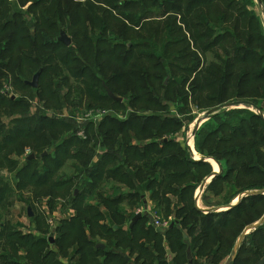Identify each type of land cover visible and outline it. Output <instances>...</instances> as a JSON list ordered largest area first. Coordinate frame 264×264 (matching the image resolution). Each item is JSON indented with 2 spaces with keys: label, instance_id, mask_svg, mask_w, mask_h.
<instances>
[{
  "label": "trees",
  "instance_id": "obj_1",
  "mask_svg": "<svg viewBox=\"0 0 264 264\" xmlns=\"http://www.w3.org/2000/svg\"><path fill=\"white\" fill-rule=\"evenodd\" d=\"M251 6L253 0H0V89L12 74L18 92L31 91L33 98L46 101L49 110H63L68 103L90 110L125 113L131 109L123 119L106 116L98 133L92 121L80 126L68 117L28 113L24 119H15L12 123L19 126L11 129L0 115L1 169L10 166L11 155L31 149L48 164L44 173L35 171L32 175L39 188L49 186L53 196L60 189L67 192L65 186L76 185L69 196L74 214L60 221L57 249L47 248L43 236L15 240V234L1 229L0 264H64L59 260L64 258L71 264H170L164 256V241L173 250L174 264H179L177 260H184V250L189 247L201 257L216 258L224 247L233 244L231 235L240 215L230 220L234 214L230 210L224 219H220L223 215L205 213L207 217L201 218L202 212L194 203L197 189L212 175L210 163L192 160V154L180 144L183 122L147 112L167 109L163 101L174 96L180 110L184 108L181 104L191 99L200 108L248 101L264 111V34ZM153 16L162 20L154 22L149 19ZM62 32L71 39L69 46L60 41ZM199 56L220 62L195 72L190 86L197 95L194 91L191 96H183L172 90L178 84L182 89V84L189 82L184 75L171 77L167 86L161 83L169 70L173 75L179 73L178 69L193 72L177 63H194L200 61ZM39 72L38 87L28 86L29 77ZM106 88L123 101L111 99ZM0 102L12 114L28 109V102L11 97L0 95ZM226 114V128L244 114L264 130V119L251 111ZM219 115L212 116L208 123L221 119ZM250 127L241 136L242 142L251 138L250 144L240 142L237 146L250 148L242 158L250 155L254 163L251 168L264 175L259 166L264 148L258 162L257 127ZM82 130L85 138L78 135ZM236 130L244 132L243 127ZM217 134L212 130L202 142L197 141L196 148L203 157L219 163L226 158L229 163L237 147L228 149L231 140L213 141ZM218 145L223 146L221 157L213 152ZM48 147H53V153L41 156ZM33 163L35 160L29 162ZM233 172L229 168L224 177H214L208 186L209 195L222 199L212 206L223 207L238 196L226 183ZM3 181L0 228L11 194V186ZM190 194L194 199L188 200ZM210 200L206 198L204 204L210 206ZM126 201L131 206L130 214L124 213ZM148 202L155 204L152 211L159 217L172 210H163L162 205L178 202L174 226L166 232L156 231L149 218L143 217L136 226L125 229ZM107 221L113 225L107 226ZM261 230L251 236L257 237ZM259 237L257 243H262L264 237ZM213 243L220 250L208 251ZM68 244L73 248L72 255L66 250ZM150 247L160 250L151 252ZM12 251L17 257L23 253V257L17 259ZM250 251L264 257V245ZM58 255L59 259H54ZM234 264L242 263L237 259Z\"/></svg>",
  "mask_w": 264,
  "mask_h": 264
},
{
  "label": "rangeland",
  "instance_id": "obj_2",
  "mask_svg": "<svg viewBox=\"0 0 264 264\" xmlns=\"http://www.w3.org/2000/svg\"><path fill=\"white\" fill-rule=\"evenodd\" d=\"M28 6L29 5H27L23 9H27ZM251 10L256 14L258 21H259V27L261 29V32L264 34V2L253 0V6H251ZM149 19L154 22H158L162 20V19L156 18L155 16L150 17ZM133 30L135 32H138V29L134 27H133ZM15 53L17 54L18 52H15ZM199 59L200 61H195L194 63H189L187 61H183L182 63L180 62L177 63L179 67L185 68L186 66H188L190 69H194V70L193 72L188 73V72L179 71L178 69L177 72L179 73H176L175 75L171 74L173 70H169V73H167V76L164 77V80L161 81V83H164V85L167 86L170 82L171 77L175 78V76H178L180 78L182 75H184L186 78H190L189 82L186 83L185 85L182 84V89L179 88V84H178L174 86L172 90L176 91V93H181L179 95L184 96L188 94L191 96L192 93L195 91V89H192L190 86V84L192 83V81L194 80L196 76L195 72L202 70V69H206L207 67H210V65H218V63L220 62L212 58H202L201 56H199ZM16 63L17 61L14 62L13 64L14 67ZM24 68H27V67L25 66ZM216 75L219 76L218 73H216ZM33 78L34 77L32 76L29 77V82H31ZM4 81H5L4 82L5 85L3 86V88L1 87L0 89V95L2 97L8 98L12 96L13 97L12 100L25 101L26 103L28 102L27 104L28 109L26 110V113H15V114H12L11 111L7 110L6 106H2L1 105L2 102H0L1 121H3L5 125L11 129H13L14 127L16 128V126H19V125L15 126V124H13L12 122H14L15 119L16 120L24 119L27 113L29 115H41V114H47L49 116L64 115V116L69 117L70 119H72L73 117V119L75 118L76 122L81 121V120L83 121L82 124H80V126L87 123L89 121L87 116L91 115V117L93 116L97 117V119L92 122L94 123L93 128L95 129V132L98 133L99 124L103 121V119L106 116L113 115L114 117H119L120 119H123V118H126L128 113L131 112V109L123 113V112L114 111V110H105V111L96 110L95 108H93L94 110H90L86 107L75 108L73 105H71V103H70L71 106L68 103L66 107L63 108V110H53L54 108L49 110L47 109L48 108L47 105L45 106L46 101L41 102L39 101V98L38 99L33 98L34 96H31V93H32L31 91L26 90L23 92H18L16 87L14 86L15 79H13L12 74L9 75L8 82H6V80ZM195 95H197L196 91H195ZM230 102H235V101H230ZM230 102H227V103H230ZM163 103L168 105L167 109L149 111L147 112V114L155 113L162 117L163 116L174 117V119L183 122L184 126L181 128L180 139L178 137L177 138L181 141L182 146L185 149V151H188L189 153L192 154L188 145L191 146L193 153H194L192 154V156L194 157V159L192 160L200 161L202 158H208L210 159V162H211L210 164H212L213 160H215L208 156L203 157L202 155L199 154L196 148L197 141L202 142L203 139L207 136V134L211 132L212 130L218 131L217 137L213 141L219 142L220 140H224V141L231 140L230 144H227L228 149L237 147L236 148L237 154L234 155V154H231L230 152L231 156L229 158L230 159L229 163L226 162V158H224L222 163L218 162L222 168V172L219 175V177L221 176L220 178L226 175V172L228 171L229 168H232L234 170L233 175L231 176L229 181H227L226 183L232 185L231 186L232 190L237 192L238 196H237L236 201H238L240 197L248 193H251V192L260 193L256 195L254 194L248 195L247 197H245V198H249L247 199V201H244L245 198H243L242 201L239 203V204H242L239 210H235L236 209L235 206L229 209L228 207L232 205L230 203L228 205H223V207H214L211 210L212 212H208V210L210 209L205 208L200 202H199V206H197L198 204L196 203V201L194 202L193 200L195 205L197 204L196 207L202 212L201 218L207 217L205 216L207 214H210V215L215 214V215H223L220 217V219H224L225 218L224 214L229 213L230 210H233L232 213L234 214L232 215L228 214L230 215L228 219L231 220V219H234L235 216L239 217L240 215V218H239L240 220H238L239 224L237 225L236 229H234L231 235V239L234 240L233 244L231 243L232 245L229 246L228 248L224 247L222 250V253H220L218 257L216 258L201 257L199 256V254L196 253V251L192 250L189 247L188 249L184 250V255H183L184 260L182 261L177 260V262L179 264H190V262L191 264H226L229 257L233 254V249L236 243L238 242L240 236L245 231V229L261 222L262 219L264 218V175L262 174L261 171H257V170H254V168H251L252 164L254 163H253V160L251 161L252 157L250 155L247 158H242V156L245 153H248L249 151H251L250 148L245 147L243 149L242 147L237 146L238 143L242 142L241 136L244 134H247L248 128H252L250 126L254 125V127H257V135H258V139L256 140L258 142L256 146V151L259 150V154L256 155V159H258V157H260L261 154H263L260 150L264 148V145L262 144L264 142L262 140V137H264V130L260 127V125L256 124L252 119H250L247 115H244V114H240L237 119L233 120L229 128H226L224 126L225 125L224 119L227 117L226 113L232 110L241 111V112L251 111L252 113L257 114L258 116L264 119V111L263 110L257 111L252 107H244V106L236 107L231 110L223 108L218 113V115L220 114L219 116H221V119L215 122H210V123H208V121L210 120L208 119L206 122L202 123L200 127L196 130L197 121L199 119H203L206 113H208L209 111L217 107H221L227 103L221 106L218 105L215 107L200 108V106L198 107L195 106L197 104L193 105L190 99V101L181 104L182 105L181 107H184L181 110L177 107V97L176 96L171 97L168 102H165L164 100ZM85 104H87V102L84 103V106ZM52 105L55 106L56 103L54 102ZM133 110L136 113L138 112L137 108H134ZM92 111H95V112H92ZM90 112L91 114H88ZM242 127L244 128V132L240 130H236ZM174 138H176V136L173 138L169 137L168 139H174ZM250 139L251 138H249V142L245 141L242 143H244L245 145L247 143L250 144V141H251ZM1 140H2V137L0 136V141ZM219 145L217 149H215V151L213 152L219 157H221L224 151L222 149L223 146L221 145L219 148ZM52 148L53 147H48L47 148L48 150H46L41 156L44 157L45 153H46L45 156H47L48 152L49 153L52 152ZM98 149L99 148H97V150ZM73 150L74 148L71 151ZM175 154H179V153H175ZM32 156H34L33 159H31ZM10 157H12L11 158L12 160L9 161L10 166L8 168L7 167H4L2 169L0 168V180H4L3 182H7L11 186V191H10L11 194L9 195V201L7 203L6 219L4 220L3 227L0 228V230L4 229V232L7 234L9 233L15 234L16 235L14 236V238L16 237L15 240H17L18 237L20 236H23V237H27L30 235L31 236L33 235L43 236L48 241V245L46 246L47 248L57 249L56 245L60 238V235L59 233H57V231L60 225V221L62 220V218L67 217L69 213L71 215L74 214L72 202L70 201V197H71L70 194L73 192V190L75 189L74 187L76 185L72 184V185H68L64 187V189H67L68 190L67 192H69V193L63 192V193H67L66 197H64V194L61 193L63 191L61 189L59 191H55L54 195L52 196V194L49 192L50 191L49 186H44L42 188H39L36 185L35 180L32 179V175L35 171L39 172V174L44 173L45 168L48 166L47 163L43 162L40 159L41 157L39 154L34 153L31 149H26L25 151H23L21 155L17 156L13 154ZM261 159L263 161L259 163V166H261V169H264V159L262 157ZM261 159H258V162ZM31 160H35V163L29 164ZM212 166L216 170H218V166L213 165V164ZM192 169L193 171H195L194 168ZM203 173H204L203 171L200 172L201 177L203 176ZM117 185L119 186V183H117ZM123 191L127 192L129 191V189H124ZM198 192H199V188L197 189L196 194H198ZM78 193L79 191L76 190V194ZM225 194L226 193H224V195ZM193 197H194V194L193 195L190 194L188 196V200L194 199ZM214 198L217 200L218 196ZM218 200H219L218 202H222L221 198ZM236 201H234V203ZM176 203L178 204V202H174L173 204H170V205H167V204L162 205L163 210L168 209L169 207L172 209V210L170 209L171 210L170 212L164 211L163 214L161 215L162 217H159L156 213H153L152 210L148 211V209H145V207L139 209L138 213H141L143 217H147L145 216V214L148 213L149 216L151 217V219L148 217L150 221V225L153 226L154 230L166 232V230H168L171 227V225L174 224L176 214L179 215V213L177 212ZM208 203L210 202L208 201ZM123 205H124V209L126 210L124 213L130 214L131 206L128 204V201H126V203H124ZM152 205H155V204H152ZM254 205H255V208H254ZM29 208H31L34 214L32 218L28 216ZM246 209L247 210L250 209V210H249V213L246 216H244L243 211ZM203 213H205V215ZM154 216L158 217L160 222L169 224L168 228H160L157 226L155 227L154 225L155 223H153ZM142 219H140L139 221H141ZM131 223L127 222L125 225V229H128L129 228L128 226H130ZM111 225H113V223L111 221L110 222L107 221V226H111ZM144 225H145V222L141 224L140 227H144ZM259 228H261L262 230L260 233H258L257 237L251 236L255 233V231H251L249 232L250 234L246 238V240L243 241V243L240 245L236 260L239 259V261L242 264H259L260 261L264 258L261 255L256 256L253 254V252L250 251V250H256V248L259 247L260 245H264L263 240H261L262 243L260 242L257 243V238H260L259 236L264 237V222L261 226L258 227V229ZM198 233L199 232H195L194 235H197ZM159 241L160 240H158V242ZM162 245H163L162 247H164L166 251V255L164 256L167 258L170 264H174L175 260L172 259L174 257L173 250L168 248L167 246L168 242L164 241L162 242ZM66 247H67L66 250L69 249V255H72L73 248H71L72 247L71 244L66 245ZM155 250L157 251L160 249L150 247L151 252H155ZM207 250L208 251L209 250H212V251L220 250V246H218V244L216 245V243H213L210 245V247ZM14 252L15 251H12L10 252V254H14L17 259H21L23 257V253H21L19 257H17ZM58 254H59V251H58ZM188 254L191 255V258L188 257ZM59 255L57 256V258L54 257V259L56 260L59 259ZM59 260L63 262L64 264H71L69 259L64 258V259H59Z\"/></svg>",
  "mask_w": 264,
  "mask_h": 264
},
{
  "label": "water",
  "instance_id": "obj_3",
  "mask_svg": "<svg viewBox=\"0 0 264 264\" xmlns=\"http://www.w3.org/2000/svg\"><path fill=\"white\" fill-rule=\"evenodd\" d=\"M258 1L260 2L261 0H258ZM60 41H61L62 43H64L65 45H67V46H69V45L71 44V39L67 36V34H66L65 32H62V33H61ZM40 74H41L40 72L37 73V74L34 76L33 80H32L31 82H26V84H27L28 86H30V87L36 89V88L38 87V84H39ZM106 89H107V88H106ZM107 93H108L109 97H110L111 99H113L114 101H117V102H122V101H123L122 98H119V97L115 96V95H114L109 89H107ZM241 106H244V107H252V108H254V109L257 110V111L260 110L257 106H255L254 104H252L251 102H248V101H235V102H230V103H227V104H225V105H223V106H221V107H217V108H215V109L209 111L208 113H206L203 119H199V120L197 121L196 130L200 127V125H201L202 123L206 122V121H207L208 119H210L212 116L217 115L221 109L224 108V109L231 110V109H233V108L241 107ZM188 147H189L190 151L192 152V154H194V153H193V150H192V148H191V146L188 145ZM45 155H46V153L44 154V156H45ZM33 158H34V156L31 157V159H33ZM201 160H204L205 162H210V159H208V158H202ZM213 161H215V160H213ZM215 162H216V161H215ZM216 163L219 165V167H220V171H221V166H220V164H219L218 162H216ZM218 174H219V173H214L213 176L207 178V179L204 181V183L202 184V188H201V189H203V188L206 186V184H207V182H209V180L211 181L212 178L216 177V175H218ZM201 189H200V190H201ZM253 194L256 195V194H260V193H257V192H251V193H248V194H246V195H244V196H242V197H240V198L238 199V200H239V203L242 201L243 198L247 197L248 195H253ZM197 199H198V197H197ZM239 203H238V204H239ZM235 206H236V205H235ZM231 207H234L233 204H232L230 207H228V208L230 209ZM145 209H147V207H146ZM208 212H212V211H211V210H208ZM208 212H207V213H208ZM28 216L31 217V218L34 216V214H33L32 210H31V208L28 209ZM145 216H147V217H149V218L151 219V217L149 216L148 213H146ZM142 218H143V215H142L141 213H138V214L133 218L132 223H131V225H130V228H133V227L137 224V222H138L140 219H142ZM151 221H152V220H151ZM263 222H264V218L262 219L261 222H259V223L255 224V225H253V226H251V227L245 229V231L242 233V235L240 236L238 242L236 243V245H235V247H234V249H233V254L229 257V259H228V261H227L226 264H234V263H235V260H236V258H237V254H238V251H239L240 245H241V244L243 243V241H245L246 238L249 236V234H250L249 232H251V231H256V230L258 229V227L261 226V225L263 224ZM173 225H174V224H172L171 227H173ZM98 248L104 249L105 247H104V245H99ZM188 257L191 258V255L188 254ZM190 264H191V262H190ZM259 264H264V258L260 261Z\"/></svg>",
  "mask_w": 264,
  "mask_h": 264
},
{
  "label": "crops",
  "instance_id": "obj_4",
  "mask_svg": "<svg viewBox=\"0 0 264 264\" xmlns=\"http://www.w3.org/2000/svg\"><path fill=\"white\" fill-rule=\"evenodd\" d=\"M10 97L13 98L12 96H10ZM179 142H180V144H182L180 140H179ZM208 163H211V162H208ZM210 165H211L212 170H213L211 176H213L214 173H219V172H220L218 175H216V176H219V175L221 174V172H222V168H221V171H220V167H219L218 164H217V165H218V170H216V169L212 166V164H210ZM214 165H215V164H214ZM211 176H210V177H211ZM207 178H209V177H207ZM207 178H206V179H207ZM206 179H205V180H206ZM205 180H204V181H205ZM212 180H213V178H212ZM212 180H211V181L209 180V182H207L206 186H205L203 189H201V188H202V185L199 186V192H198V194H196V197H195L198 206H199V202H200V203H202V205H203L205 208L210 209V210H212L214 207H216V206H212V205H214V203H216V201H217V200L214 198V195H209L210 193H208V192H209V191H208V186L210 185V183L212 182ZM204 181H203V183H204ZM203 183H202V184H203ZM200 189H201V190H200ZM204 196H205V197H204ZM197 197H198V199H197ZM203 197H204V198H203ZM206 198H209V199L211 198L212 201L210 200V202H212V204H210V206L204 204V200H205ZM236 199H237V197H236V198H233L231 204H233L234 201H236ZM152 204H153L152 202H148L147 205L145 206V208L147 207L148 211L152 210V209H153V205H152ZM137 214H138V213H137Z\"/></svg>",
  "mask_w": 264,
  "mask_h": 264
},
{
  "label": "built area",
  "instance_id": "obj_5",
  "mask_svg": "<svg viewBox=\"0 0 264 264\" xmlns=\"http://www.w3.org/2000/svg\"><path fill=\"white\" fill-rule=\"evenodd\" d=\"M88 114H91V112L90 113H88ZM59 117H62V118H66L67 116H64V115H59ZM69 118V117H68ZM87 118H88V120L89 121H95L96 119H97V117H91V115H89V116H87ZM72 119H73V117H72ZM74 120H75V118H74ZM76 120H78V119H76ZM79 124H82V120L81 121H77ZM78 135L80 136V137H84L85 138V133H84V131L82 130V131H79V133H78ZM154 222L153 223H155L154 225H155V227L157 226V227H160V228H168V226H169V224H167V223H162V222H160V220H159V218L158 217H156V216H154Z\"/></svg>",
  "mask_w": 264,
  "mask_h": 264
},
{
  "label": "bare ground",
  "instance_id": "obj_6",
  "mask_svg": "<svg viewBox=\"0 0 264 264\" xmlns=\"http://www.w3.org/2000/svg\"><path fill=\"white\" fill-rule=\"evenodd\" d=\"M190 143H191V141H190ZM200 157V156H199ZM212 164L214 165H216V166H218L217 164H216V162L215 161H213L212 162ZM238 203H239V200L238 201H236L235 203H233V206H235V205H238Z\"/></svg>",
  "mask_w": 264,
  "mask_h": 264
}]
</instances>
